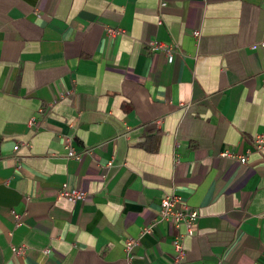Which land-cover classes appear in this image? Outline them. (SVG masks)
I'll use <instances>...</instances> for the list:
<instances>
[{
  "label": "crops",
  "instance_id": "0c3cea01",
  "mask_svg": "<svg viewBox=\"0 0 264 264\" xmlns=\"http://www.w3.org/2000/svg\"><path fill=\"white\" fill-rule=\"evenodd\" d=\"M161 1L0 0V264H264V0Z\"/></svg>",
  "mask_w": 264,
  "mask_h": 264
},
{
  "label": "built area",
  "instance_id": "2783aa9c",
  "mask_svg": "<svg viewBox=\"0 0 264 264\" xmlns=\"http://www.w3.org/2000/svg\"><path fill=\"white\" fill-rule=\"evenodd\" d=\"M166 2L165 0H162L160 5L161 7L165 6ZM160 23H162V19L159 20ZM107 32L110 35L116 36L117 34L125 32L124 27L116 28L112 26H107ZM197 35L200 34V32L195 31ZM264 45V43H262ZM147 48L149 50H161L165 51L168 55V59L173 58V54L176 52L177 47L171 43L166 41H160L158 39H151L147 43ZM36 119L35 117H31L29 119V124L32 126L35 125ZM255 149L259 152H264V134H257L253 138V143ZM19 144H17L14 148L18 149ZM67 156L68 157H75L79 158L81 155L85 152H88V149H81L76 150L73 147H71L70 142L67 145ZM251 149H248V152ZM222 157H228L234 160H238L239 162L247 163L248 160V154L243 152H237L233 151L231 149L226 148L224 151L220 153ZM111 162V161H110ZM109 162V164H110ZM59 196L67 197L72 199L73 201H76L80 198H82L85 194L82 193L79 190H71L68 188V184L64 183L61 189L58 192ZM160 214L159 217L164 220H171L173 224L177 228H182V232L178 233L174 239H173V247L175 249V259L177 262H180L185 257V249L183 248V240L186 235H193L195 231L196 224L198 222L199 218V210L194 208L193 206L189 205L186 201H183V198L181 195L172 192L169 194H165L160 201ZM15 217L17 219V224H20V215L15 213ZM152 225H149L147 227H144L143 232H147L151 230ZM136 242V240H128V243L126 245V250L130 249L133 244ZM13 250L15 253H23L26 250V246H14Z\"/></svg>",
  "mask_w": 264,
  "mask_h": 264
}]
</instances>
